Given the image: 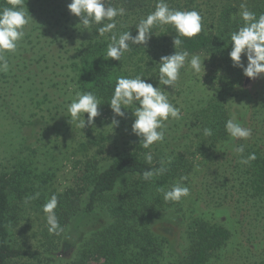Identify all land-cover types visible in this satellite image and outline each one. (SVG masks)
I'll return each instance as SVG.
<instances>
[{
    "label": "trees",
    "instance_id": "1",
    "mask_svg": "<svg viewBox=\"0 0 264 264\" xmlns=\"http://www.w3.org/2000/svg\"><path fill=\"white\" fill-rule=\"evenodd\" d=\"M190 1L192 0H167V3L170 8L189 11ZM70 2L71 0H24L29 24L25 27V37L16 52L7 54L10 69L6 73L0 72V84L10 79L9 72L22 67L23 72L13 75L16 88L25 86L28 94L37 92L42 98L32 101L38 108L43 106L42 112L45 107L58 111L60 107L67 108L77 91H90L101 100L100 112L106 111L112 118L124 121V118L114 117L107 104L112 97L116 78L140 75L151 83L152 77L156 78L159 74L160 58L154 54L148 59L150 62L144 63V68L130 64L131 70H124V63L130 55H134L131 53H137V50L146 52L145 46L131 45L121 61L108 58L106 52L112 33L98 37L97 25H93L90 32L83 30L78 25L79 18L70 14L67 8ZM107 3L112 7L125 9L124 16L115 18L117 27L113 32L119 35L130 31L135 36V24L155 10L157 0H107ZM242 3L257 16L264 13V0H224L219 2L218 8L217 3L210 2L211 8L207 10V14L213 21V32H208L202 23V31L196 37L182 38V48L189 52V59L192 54L199 55L208 70L207 75L212 78L206 97L195 104L190 103L187 114L182 116L189 121L185 126L188 132H192L190 141L192 139L191 142L198 143L194 151L204 160H211L210 151L227 141L229 136L224 125L231 118V109L236 103L234 100L242 96L239 85L243 71L232 66L228 55L231 50L230 33L244 23L239 15ZM4 6H8V0H0V7ZM152 32L153 41L159 43L158 52L163 56L173 54V38L177 35L175 29L171 25H157ZM242 60L246 63V57L242 56ZM204 67L201 69L205 70ZM40 102L42 105L37 104ZM87 127L84 129L87 130ZM205 127H211L213 135L204 136ZM92 128L89 127L90 131ZM96 133L103 136L100 131ZM102 140H95V143L104 145ZM172 140L174 141L173 138ZM176 140L182 141L181 138ZM165 142L168 144V141ZM244 149L245 157L249 153H255L256 159L247 165L238 161L239 186L233 188L244 194L245 200L247 199L244 203L259 210L264 208L260 205L257 208L264 199V153L255 144ZM102 152L103 150H99L91 155L84 154L82 157L88 155L91 158L76 163L77 186H83L77 190V201L82 194L87 199L83 208H79L78 204L77 208L71 204L70 195L75 193L72 187L57 195L58 208L55 212L61 227L76 229L77 238L80 239L77 241L79 245L74 244L77 245V256L62 264H210L233 241L234 232L230 226L226 227L221 222L209 219L193 218L185 225H180L183 228V252L175 263H165L168 260L165 255L167 240L164 235L154 231L153 222L164 223L167 217L171 219L179 210L166 211L174 206L179 207L180 201H164L158 189L168 190L181 177L191 175L192 162L189 157L177 154L172 157H156L154 163L148 164L143 156L132 150H118L117 144L111 155L112 160L104 164L97 161V156ZM161 153L162 150L159 155ZM161 161L167 171L151 181H144L142 173L160 167ZM39 178V186L51 181L46 175ZM36 184L26 169L12 168L0 173V264L60 263V259L55 260L52 254L58 246L53 242L48 244L54 249L45 246L42 251L44 255L38 250L13 244L11 229L15 227L13 214L17 209L16 203H23L26 197L33 196ZM107 193H118V200L107 206H100L103 205L100 203L101 198ZM37 201L41 200L38 198ZM98 208H102L104 220L101 218V209ZM260 215L264 217V213ZM96 217L103 221L97 222L100 224L94 229V238L89 240L86 247H81L82 238L85 237L80 231L84 232L85 225ZM177 219L179 220L178 217L174 218L175 221ZM256 228L257 235L260 234L259 238L264 240V226L258 225ZM62 239V244L69 243L67 237ZM246 249L251 252V247Z\"/></svg>",
    "mask_w": 264,
    "mask_h": 264
},
{
    "label": "rangeland",
    "instance_id": "2",
    "mask_svg": "<svg viewBox=\"0 0 264 264\" xmlns=\"http://www.w3.org/2000/svg\"><path fill=\"white\" fill-rule=\"evenodd\" d=\"M220 1L224 0H192L189 2V11L196 10L200 13L202 23L208 32H213V21L207 14V10L211 8L209 3H217L216 8H218ZM158 44L151 37L144 45L146 52L137 50V53H131L134 55L129 56L123 69L130 71V64L144 68V63L150 62L148 59L154 54L161 58L163 55L158 52ZM204 68L205 70L201 69L200 73H193L187 64L180 70V79L175 89L171 86L160 85L161 90L165 88L169 101L181 109L182 116L187 114L190 103L195 104L206 97V93L208 94L206 91L212 78L211 75H207L206 67ZM21 72L23 68L16 67L14 71L9 72L10 79L0 84V173L12 168L26 169L37 182L33 195L39 193L38 198L41 201H37L38 198L27 204L24 202L25 199L23 203L16 201L17 209L13 214L15 227L11 229V237L15 246L29 247L44 255L42 253L44 247L50 246L48 242H53L58 245L57 249L50 247L54 249L52 251L54 259H60L59 264L76 257V248L79 245L77 241L80 240L77 238V230L67 228L63 229L59 235L50 234L45 214L42 212V205L51 195L57 196L72 187L75 193L70 195L71 204L76 208L77 204L79 208H83L87 199L82 194L77 201V190L83 188V186H77V161L91 158L88 155L82 157L84 154L91 155L95 151L103 150L97 156V161L106 164L112 160L111 155L114 153L115 145L118 144V150H123V152L132 150L143 158L144 153L151 151L152 163L156 157L166 155L172 157L177 154L189 157V161L192 162L194 174L192 175V172L185 180L177 181L188 186L190 194L180 200L177 209L174 206L166 211L167 213L179 210L178 213L174 214L171 219L167 217L164 223L153 222L154 231L164 235L167 240L165 255L168 256V260L165 263H175L179 254L183 252L184 241L181 226L193 218H204L212 222H221L226 227L228 225L234 232L233 241L210 264H264V240L259 238L261 235H257L258 228H256L258 225L264 226V217L260 215L264 213V208L259 207V205L264 207V199L257 205L260 209L255 210L250 207L251 204L244 203L247 201L244 194L238 193L233 188V186H239L240 177L237 174V164L241 158L234 152V147L240 145L247 147L255 144L264 153V75L256 79L243 75L239 85L242 96L234 100L236 103L231 109V117L234 115L243 126L250 128L252 136L247 140H233L228 137L226 142L218 144L210 151L212 158L209 161L202 159L199 153H195V146L198 143L191 142L192 139L190 141L193 135L185 126L189 123L186 118L179 120L170 118L166 122L164 142L156 143L150 149H144L140 145L139 138L132 133L131 125L135 119L131 113L133 108L123 109L126 118L124 121L118 120V126L113 127L111 114L103 111L95 118L91 131L90 126L87 130L80 129L75 124L69 123L66 107H60V111L45 107L42 112L43 106L38 108L32 101L42 98L37 95V92L29 91L30 94H28L25 86L20 89L16 88L13 75ZM158 76L159 74L156 78L152 77L151 83L154 86H158ZM37 104L42 105V102ZM85 116L87 120V115ZM96 131L102 132L103 136H99ZM100 138L103 139L101 143L104 145L95 143V140L98 141ZM176 138H181L182 141H177ZM165 141H168V144ZM161 150L162 153L159 155ZM42 175H46L51 181L48 180L46 185L39 186V177ZM118 198V193H107L101 198L103 203H100L103 205L100 206L114 203ZM99 209H101V218L103 217L104 220L102 208ZM177 217L179 220L175 221L174 218ZM103 220L98 217L91 218L85 225V233L80 231V234L85 237L82 238L81 247H86L89 240L94 238V229ZM250 234L254 236V239ZM65 237L69 243L62 244V238ZM250 247L251 252L249 253L246 248Z\"/></svg>",
    "mask_w": 264,
    "mask_h": 264
},
{
    "label": "clouds",
    "instance_id": "3",
    "mask_svg": "<svg viewBox=\"0 0 264 264\" xmlns=\"http://www.w3.org/2000/svg\"><path fill=\"white\" fill-rule=\"evenodd\" d=\"M239 13L243 24L237 30L230 33L231 50L228 55L232 66L242 69L243 75L256 79L264 75V13L257 14L248 10L245 4H241ZM67 8L70 14L79 18V24L83 30L90 29L93 25L97 28L98 37L105 33H112L107 46L106 55L108 58L121 61L131 45H146L153 34L152 29L157 26L171 25L177 35L173 38L174 53L160 58L158 86L146 81L142 76L135 77L119 76L109 104L114 117L126 118L122 109L133 108L131 111L135 117L131 129L132 133L140 140L144 149H150L156 143H163L165 140L166 122L169 119L179 120L182 118L181 109L172 104L166 90H161L160 85L171 86L175 89L180 79V70L187 62L193 73H200L203 61L199 55L192 54L189 59V52L182 48V38L196 37L202 31V16L196 10L182 11L170 8L167 0H157L155 10L149 13L139 23L135 24L137 34L133 36L130 31H124L117 35L113 30L117 27L116 17L124 16L125 9L108 5L107 0H71ZM29 24L28 11L25 8L24 0H8V6L0 7V72L6 73L10 69L8 53H15L19 43L25 37V27ZM179 49V50H177ZM246 57V63L242 60ZM101 100L90 91H77L71 102L67 105V117L70 124L84 129L86 126H93L96 117L101 115L99 106ZM87 114V120L85 119ZM119 121L113 118L112 126H118ZM225 131L233 140H247L252 136V130L243 124L233 115L225 122ZM204 136L213 135L211 127L203 129ZM234 152L239 154V163L249 164L256 159L255 153L243 155V145L234 147ZM146 163L151 164L153 155L151 151L143 154ZM161 166L146 170L142 173L144 181H151L155 177L163 175L167 169L164 162ZM186 177H181V181ZM162 193L164 201L179 202L190 194L188 186L177 182L168 190L158 189ZM39 193L25 198V204L37 199ZM58 206V197L53 194L42 205V212L45 214L48 231L50 234L59 235L61 227L55 209Z\"/></svg>",
    "mask_w": 264,
    "mask_h": 264
}]
</instances>
